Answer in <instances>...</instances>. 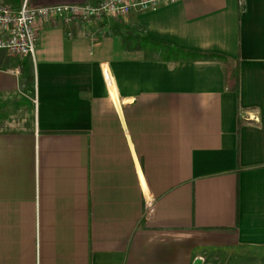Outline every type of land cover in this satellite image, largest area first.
I'll return each mask as SVG.
<instances>
[{"label": "crops", "instance_id": "crops-1", "mask_svg": "<svg viewBox=\"0 0 264 264\" xmlns=\"http://www.w3.org/2000/svg\"><path fill=\"white\" fill-rule=\"evenodd\" d=\"M37 33L34 56L0 50V264H264V0Z\"/></svg>", "mask_w": 264, "mask_h": 264}, {"label": "built area", "instance_id": "built-area-1", "mask_svg": "<svg viewBox=\"0 0 264 264\" xmlns=\"http://www.w3.org/2000/svg\"><path fill=\"white\" fill-rule=\"evenodd\" d=\"M180 0H104L98 6L53 5L33 7L26 0L19 11L0 4V50L11 56L35 55L38 41L37 28L40 22L62 18L67 26L76 21L96 22L106 17H128L133 11L152 12L165 4ZM71 35V34H70ZM155 212L153 201L145 204V216Z\"/></svg>", "mask_w": 264, "mask_h": 264}, {"label": "trees", "instance_id": "trees-1", "mask_svg": "<svg viewBox=\"0 0 264 264\" xmlns=\"http://www.w3.org/2000/svg\"><path fill=\"white\" fill-rule=\"evenodd\" d=\"M112 32H116L115 30L111 29L109 31L108 34H111ZM118 36L122 39L123 44L125 46L126 50H130L131 49V42L133 39L132 37V33L131 32H127V31H121L118 33ZM138 38H136L137 40ZM141 41H139L140 45H143L144 43L147 45L150 43L156 44V45H161L160 43H158L157 41L152 40L149 37H144L140 39ZM156 42V43H155ZM167 45H163L162 47H165ZM167 48L171 51V55L169 54V56L171 57V59L173 60H187V59H216V60H221L223 61L224 65H225V72H226V77H227V83H229L230 85H236L238 82V69L237 67L233 65L232 61H229L227 59H225L224 56L222 55H218V54H204V53H199V52H195V51H181V50H177L171 46H167Z\"/></svg>", "mask_w": 264, "mask_h": 264}, {"label": "rangeland", "instance_id": "rangeland-1", "mask_svg": "<svg viewBox=\"0 0 264 264\" xmlns=\"http://www.w3.org/2000/svg\"><path fill=\"white\" fill-rule=\"evenodd\" d=\"M8 4H11L13 6H17L21 0H6Z\"/></svg>", "mask_w": 264, "mask_h": 264}, {"label": "water", "instance_id": "water-1", "mask_svg": "<svg viewBox=\"0 0 264 264\" xmlns=\"http://www.w3.org/2000/svg\"><path fill=\"white\" fill-rule=\"evenodd\" d=\"M194 264H204V260L202 258H198Z\"/></svg>", "mask_w": 264, "mask_h": 264}]
</instances>
